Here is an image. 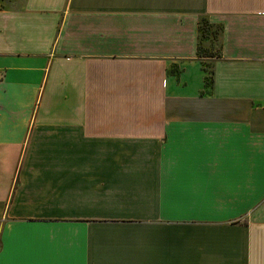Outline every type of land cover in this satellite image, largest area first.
<instances>
[{"label": "crops", "instance_id": "obj_1", "mask_svg": "<svg viewBox=\"0 0 264 264\" xmlns=\"http://www.w3.org/2000/svg\"><path fill=\"white\" fill-rule=\"evenodd\" d=\"M0 264H264V0H0Z\"/></svg>", "mask_w": 264, "mask_h": 264}, {"label": "trees", "instance_id": "obj_2", "mask_svg": "<svg viewBox=\"0 0 264 264\" xmlns=\"http://www.w3.org/2000/svg\"><path fill=\"white\" fill-rule=\"evenodd\" d=\"M220 30L208 21L204 20L200 24V46L199 53L201 57L215 58L218 57V51L215 49L219 43ZM207 41L208 47L203 45Z\"/></svg>", "mask_w": 264, "mask_h": 264}, {"label": "rangeland", "instance_id": "obj_3", "mask_svg": "<svg viewBox=\"0 0 264 264\" xmlns=\"http://www.w3.org/2000/svg\"><path fill=\"white\" fill-rule=\"evenodd\" d=\"M203 44H204L205 47H208V45H209V44L207 43V41H204Z\"/></svg>", "mask_w": 264, "mask_h": 264}]
</instances>
